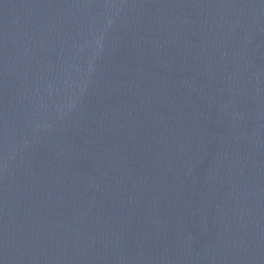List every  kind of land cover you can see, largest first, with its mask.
<instances>
[{
  "label": "water",
  "instance_id": "1",
  "mask_svg": "<svg viewBox=\"0 0 264 264\" xmlns=\"http://www.w3.org/2000/svg\"><path fill=\"white\" fill-rule=\"evenodd\" d=\"M0 264H264V0H0Z\"/></svg>",
  "mask_w": 264,
  "mask_h": 264
}]
</instances>
